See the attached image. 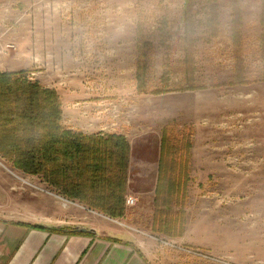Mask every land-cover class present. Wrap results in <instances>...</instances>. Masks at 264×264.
I'll return each mask as SVG.
<instances>
[{
  "label": "rangeland",
  "instance_id": "374dc122",
  "mask_svg": "<svg viewBox=\"0 0 264 264\" xmlns=\"http://www.w3.org/2000/svg\"><path fill=\"white\" fill-rule=\"evenodd\" d=\"M262 20L264 0H0V60L15 45L35 40L38 55L46 47L69 64L82 60L92 72L47 81L55 88L34 74L37 66L31 74L6 71L14 73L8 79L35 81L56 94V87L62 92L82 86L87 97L63 102L105 103V127L96 132L127 139L126 195L135 198L121 217L97 216L67 202L40 175L15 168L0 148V221L129 233L149 241L146 264H264ZM123 59L128 63L118 71L116 62ZM137 66L144 73L142 91L136 88ZM61 124L78 131L62 116ZM163 128L180 166L188 162L177 237L151 230ZM139 183L144 193H131ZM141 232L203 254L161 248Z\"/></svg>",
  "mask_w": 264,
  "mask_h": 264
},
{
  "label": "trees",
  "instance_id": "16d2710c",
  "mask_svg": "<svg viewBox=\"0 0 264 264\" xmlns=\"http://www.w3.org/2000/svg\"><path fill=\"white\" fill-rule=\"evenodd\" d=\"M261 24L264 28V20ZM13 74L0 72V148L3 155L7 154L15 168L40 175L66 199L110 218L123 216L130 152L125 136L83 134L67 129L61 124L60 101L55 90L35 81L8 79ZM135 78L137 90L142 91V71ZM169 143L168 133L163 128L151 230L177 237L183 232L188 162L180 166L176 151ZM187 146L188 142L186 160L189 158ZM28 226L61 231L42 224Z\"/></svg>",
  "mask_w": 264,
  "mask_h": 264
},
{
  "label": "crops",
  "instance_id": "0c3cea01",
  "mask_svg": "<svg viewBox=\"0 0 264 264\" xmlns=\"http://www.w3.org/2000/svg\"><path fill=\"white\" fill-rule=\"evenodd\" d=\"M26 46L22 48L20 44L15 45V49L9 52L10 56L1 58L0 72L24 70L31 74L36 66L41 67V71L39 70L34 74L44 77L46 85L54 88L55 86L48 84L47 81L50 83L51 80L60 77L81 78L92 76L91 68L83 66V61L78 58H75L73 63L69 64L60 56L52 54L50 50L48 52L45 45V48H43L44 54L38 55L35 40H29ZM37 63L39 65H36ZM116 63H119L117 70L124 71V66L128 62L123 59L117 60ZM139 71H141V68L137 66L135 77ZM142 75L144 76L143 71ZM56 91L61 102L62 121L68 128L77 129L84 134L102 133L96 132V130L105 127V125H100V121L104 117L103 108L106 105L105 103L94 100L70 104L63 102V99L87 97L88 93L84 91L82 86L69 87L62 92L56 87ZM157 155L155 183L159 152ZM150 171L153 172L152 169ZM128 183L127 169V189ZM141 183H139V189L131 187L130 192L135 194L144 193L143 190L146 187ZM136 187H138V184H136ZM79 207L92 211L82 204ZM93 212L97 216H103V214L96 211ZM25 223L0 221V264H146L147 259H149V241L133 238L129 233L120 237L114 231L98 229L97 225L87 227L67 226L71 229L63 227L59 228L61 231H50L32 228ZM73 229L83 231V233L72 232Z\"/></svg>",
  "mask_w": 264,
  "mask_h": 264
},
{
  "label": "built area",
  "instance_id": "2783aa9c",
  "mask_svg": "<svg viewBox=\"0 0 264 264\" xmlns=\"http://www.w3.org/2000/svg\"><path fill=\"white\" fill-rule=\"evenodd\" d=\"M107 106H104L103 110L106 109ZM67 202H70L69 199L66 200ZM73 201V200H71ZM124 203L125 206H131L135 203V198L131 195H126L124 198ZM72 204H76L77 203H73ZM136 230V229H134ZM137 232H139L138 230H136ZM143 233L145 236L150 237V239H152L154 241V243H156L159 247L161 248H166V249H171L174 251H178V252H182L185 253L187 255H201L203 253L199 252L198 250H194L191 249L190 247H187L185 245L180 244L179 242H177L176 240H174L173 238H169V237H161L159 235H155L152 233Z\"/></svg>",
  "mask_w": 264,
  "mask_h": 264
}]
</instances>
